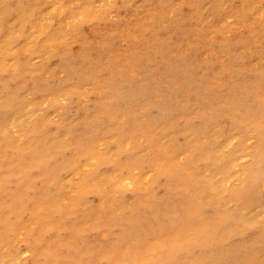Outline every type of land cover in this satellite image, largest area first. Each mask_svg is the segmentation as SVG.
<instances>
[{
    "label": "rangeland",
    "instance_id": "374dc122",
    "mask_svg": "<svg viewBox=\"0 0 264 264\" xmlns=\"http://www.w3.org/2000/svg\"><path fill=\"white\" fill-rule=\"evenodd\" d=\"M261 101L264 0H0V264H264Z\"/></svg>",
    "mask_w": 264,
    "mask_h": 264
},
{
    "label": "bare ground",
    "instance_id": "6f19581e",
    "mask_svg": "<svg viewBox=\"0 0 264 264\" xmlns=\"http://www.w3.org/2000/svg\"><path fill=\"white\" fill-rule=\"evenodd\" d=\"M263 103H264V101H261V104H263ZM263 171H264V168L259 166L257 171H256V173H255V175L252 177V180H251V183H250V187L255 185V183H256L255 177H256L257 173H262ZM209 188H214V187H213V185L210 184ZM174 248H175V246L172 245L171 247H169L167 249H163L162 252H161V255L157 256L155 258L153 264L154 263L155 264H166V263H168L167 261L171 259L170 257H172L176 253V252H174L175 251Z\"/></svg>",
    "mask_w": 264,
    "mask_h": 264
}]
</instances>
